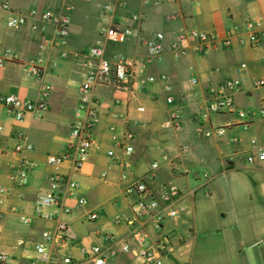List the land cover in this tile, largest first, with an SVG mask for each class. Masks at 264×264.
I'll return each mask as SVG.
<instances>
[{
    "label": "crops",
    "instance_id": "crops-1",
    "mask_svg": "<svg viewBox=\"0 0 264 264\" xmlns=\"http://www.w3.org/2000/svg\"><path fill=\"white\" fill-rule=\"evenodd\" d=\"M3 1L8 9L0 7V95L36 103L42 84L50 87L41 119L27 114L16 122L0 106V188L6 190L0 195V252L7 255L6 264H30L36 245H44L48 254L46 262L37 264H63L65 257L70 264H82L94 245L105 250L106 264H143L129 227L114 222L117 215L129 216L136 197L123 191L140 180L147 184L150 197L157 198L163 185H174L183 194L182 214L165 220L159 231L149 223L145 226L148 239L143 247L165 243L161 264H264V163H247L244 158L264 147V116L258 115L264 109V87L253 86L264 79V42L252 47L237 40L244 36L248 19H264V0H0V4ZM108 3L118 4L113 24L130 27L134 37L122 43L101 40L104 57L131 60L140 79L165 75L166 80L145 83L133 93L95 87L97 120L92 137L100 149L89 153L79 171L68 163L48 167L46 158L62 154L69 143L79 85L91 70L88 50L99 39L102 8ZM43 12L68 18L62 49L53 45V21L40 20ZM10 13L25 16L24 24L9 29ZM189 30L220 40L229 32L237 36L227 48L206 55L193 52L196 41L187 40L184 54L175 58L171 45L178 34ZM156 33L163 36L160 61L151 60L140 43ZM30 59L39 61L38 75L25 72ZM228 79L242 83L233 110L204 120L201 114L211 91ZM167 97L172 104L166 103ZM172 109L179 112L178 131L164 127ZM237 111L255 115L247 122ZM217 128L223 129L222 135L205 136ZM125 131L132 134L133 147L127 158L115 146ZM16 134L25 136L31 152L14 153ZM109 150L113 157L106 155ZM22 158L36 167L29 170L27 183L17 187L9 175ZM52 173L78 187L60 207L43 209L51 215L43 218L35 214L34 202L49 190ZM75 197H84L87 205L78 208ZM89 213L97 217L89 220ZM23 217L29 219L27 224ZM58 223L70 228L71 237L46 243L42 233Z\"/></svg>",
    "mask_w": 264,
    "mask_h": 264
},
{
    "label": "built area",
    "instance_id": "built-area-1",
    "mask_svg": "<svg viewBox=\"0 0 264 264\" xmlns=\"http://www.w3.org/2000/svg\"><path fill=\"white\" fill-rule=\"evenodd\" d=\"M121 4V3H120ZM123 5V3L121 4ZM118 4L108 3L102 8V27L99 32V39L88 50L90 62L88 63L91 70L85 75L79 85L77 105L74 110L72 126L69 132V143L62 154L58 156H48L45 164L48 167H54L68 163L73 171H79L86 162L89 153L92 150H99L100 147L94 143L92 137V129L97 120V101L92 95V90L98 86H104L111 89H125L130 93L141 90L145 83H150L158 80L163 82L166 80L165 75H159L158 78L148 77L145 80L140 79L135 71L134 63L123 56L104 57V50L101 46V40L110 43H122L129 38L134 37V31L130 27L117 28L112 21L115 9ZM0 7L4 10L8 9V4L3 1ZM30 15L34 12H30ZM136 20V16H132ZM40 20L43 22L54 23L55 41L53 45L62 49L66 45V36L68 29V18L66 16H54L48 12L40 14ZM25 22V16L10 13L6 19V26L9 29L20 27ZM237 35L233 32L227 33L223 39H218L214 34L201 33L196 30H189L186 33H180L176 37V41L171 45L172 55L177 58L184 54L183 44L187 40L196 41L193 47V52L201 55L209 54L215 50L227 48L231 40ZM163 36L156 33L154 36L141 39L140 43L145 46L147 56L154 61H160L163 53L162 45ZM240 44H248L252 47L259 46L264 42V19H248L244 24V36L237 37ZM60 56H64L61 50ZM1 63V60H0ZM39 61L30 59L26 65L25 72L29 75H38ZM244 65L241 66L243 68ZM241 81L237 79H228L221 83L215 91H211V98L201 117L207 120L209 115H218L228 111H232L234 107V96L241 91ZM254 87H264V79L257 80L253 83ZM50 87L43 83L39 91V101L29 103L18 99L14 95H0V106L4 107L7 112L13 117L16 122H21L25 115L33 114L36 119H41L43 113L47 110V97ZM167 104H172L173 99L167 97ZM118 103V101H116ZM239 118L250 122L253 119L254 113L237 111ZM259 116H264V109L258 112ZM164 127L173 131H178L181 127L179 112L176 109L169 110L167 120L164 122ZM3 128L0 126V134ZM223 129L217 128L212 133L207 132L205 136L215 134L222 135ZM14 153L23 154L32 151V146L27 142L22 134L15 135ZM132 134L125 131L120 139L115 142V146L122 151L124 158L129 157L133 152L131 145ZM0 140V153H1ZM186 150V148L181 149ZM106 155L113 157L112 151H106ZM244 158L247 163H253L255 160L264 163V147L256 149L254 153H246ZM156 167V164L152 165ZM36 167V163L25 158L20 159L13 167L9 180L14 186L22 187L27 183L29 170ZM104 174H102V177ZM196 177L197 174H194ZM206 178V174H202ZM49 190L36 197L34 202L35 214L39 217L50 218L51 215L42 212L48 207H60L62 200L67 195H72V192L78 187V183L61 176L57 173H52L48 176ZM6 193L4 188H0V195ZM126 195H134L136 202L129 208V216L123 214L117 215L114 218L116 224H125L130 229V236L139 246L138 257L143 264H161L162 252L166 250L163 241L151 244L148 247H143V243L148 239L145 226L150 224L156 231L161 230L165 220H172L178 217L185 211L182 204L183 194L174 185H163L157 198L150 197V192L147 184L143 181H137L123 191ZM76 206L78 208L85 207L87 200L84 197H75ZM0 199V206H2ZM89 220H94L97 215L89 213ZM22 222L27 224L29 219L23 217ZM2 217L0 215V234ZM70 228L65 223H58L52 231H44L42 238L46 243L54 242L55 240L62 241L71 237ZM106 239V238H105ZM107 240V239H106ZM108 241V240H107ZM124 252L128 249L122 247ZM30 264L38 262H46L48 254L44 245H36L33 255L30 257ZM7 255L0 252V264H6ZM63 264H70V259L65 257L62 260ZM107 255L105 250L98 245L91 246L86 252V258L82 264H106Z\"/></svg>",
    "mask_w": 264,
    "mask_h": 264
}]
</instances>
